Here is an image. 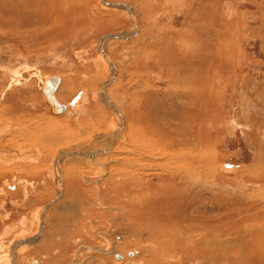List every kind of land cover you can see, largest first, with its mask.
<instances>
[{"label": "rangeland", "instance_id": "obj_1", "mask_svg": "<svg viewBox=\"0 0 264 264\" xmlns=\"http://www.w3.org/2000/svg\"><path fill=\"white\" fill-rule=\"evenodd\" d=\"M121 124L123 142L98 143ZM87 141L108 171L66 157L58 175V152ZM262 224L264 0H0V260L264 264Z\"/></svg>", "mask_w": 264, "mask_h": 264}, {"label": "bare ground", "instance_id": "obj_2", "mask_svg": "<svg viewBox=\"0 0 264 264\" xmlns=\"http://www.w3.org/2000/svg\"><path fill=\"white\" fill-rule=\"evenodd\" d=\"M111 6V5H110ZM121 6V5H120ZM112 7V6H111ZM118 8V7H117ZM120 8V7H119ZM122 8L125 10V11H127V12H129V13H131V10H130V7L128 8L127 6H125L124 5V7H123V5H122ZM127 17V16H126ZM132 35V34H131ZM115 37V36H114ZM130 37L131 36H129V34H125V35H120V38L119 39H121V40H123V41H126V40H128V39H130ZM110 38V37H109ZM118 38V37H117ZM143 40V39H142ZM103 47V46H102ZM101 51H102V54H104L103 56L104 57H107V53H105V51H104V49H101ZM105 59H107V58H105ZM110 63H111V61H110ZM109 67V66H108ZM99 72V71H98ZM106 76V75H105ZM101 77V76H100ZM102 78V77H101ZM105 79V78H104ZM45 80H47V79H45ZM106 80V79H105ZM44 81V80H43ZM99 81V80H98ZM47 83H44L45 85H47L48 83H53V91H52V98L54 99V101L59 105V106H61V109L60 108H56L54 105H52L56 110H57V112L58 113H63L64 111H66L67 110V106L66 105H64V104H62V103H60L59 101H58V99H57V97H56V94H55V92H56V90H57V88H58V86H59V84H60V82H61V79H60V77H57V76H54V77H51V78H49L47 81H46ZM109 82V81H108ZM110 83V82H109ZM114 84V83H113ZM44 85V86H45ZM107 85L108 84H104V85H101L100 86V88H99V91H100V94H102V95H104L105 96V94H106V92H107ZM109 86H110V84H109ZM108 86V87H109ZM112 86V85H111ZM45 88H46V86L45 87H43V92H45ZM111 89V88H110ZM111 91V90H110ZM190 92V91H189ZM45 94V93H44ZM82 95H83V93H82ZM81 94L80 95H78L77 96V100L74 102V104L73 105H71L72 107L73 106H75L76 104H77V102L79 101V100H81V99H83V96H82ZM85 95V94H84ZM105 98H106V96H105ZM109 100V99H108ZM107 101V100H106ZM110 101V100H109ZM108 102V101H107ZM112 103V102H111ZM110 103V104H111ZM112 105L114 106V108H116L115 107V105L112 103ZM55 112V111H54ZM115 112H117V113H119V111H118V109L116 108L115 109ZM116 113V114H117ZM118 115H120V114H118ZM118 117V116H117ZM117 119V118H116ZM119 121V120H118ZM120 122V121H119ZM110 124H111V121H110ZM113 125V124H112ZM111 125V126H112ZM114 126V125H113ZM122 126H123V124H121L120 125V127L118 128V129H116L114 132H113V134H110V135H104L103 133V135H100L99 137H98V139L97 140H99L98 141V143H100V145H104L105 143H108V148H111V146H113L114 144H116L117 146H118V144H117V142H120V139L122 138V130H121V128H122ZM106 127V126H105ZM108 127V126H107ZM110 127V126H109ZM108 127V128H109ZM115 127H117V126H115ZM124 127V126H123ZM107 128V130H109ZM113 128V127H112ZM110 130H111V133H112V129L110 128ZM109 130V131H110ZM106 131V130H105ZM125 131V130H124ZM95 133V132H94ZM43 136H45V135H43ZM48 137V138H47ZM47 137H46V140H44V142H48V143H50L51 145H53V144H55V145H59V146H61V145H65V143H66V145H67V142H64L63 141V138H60V137H55L54 135H52L51 137L49 136V135H47ZM125 137V136H124ZM66 138V137H65ZM96 138V137H95ZM14 139V138H13ZM93 140V139H92ZM91 140V141H92ZM125 139L124 138H122L121 139V141L123 142ZM85 141V140H84ZM83 141V142H84ZM89 141V140H88ZM87 141V146H84V149L83 148H81V147H73V148H71V146H70V148H67V149H65L66 147H64V146H62V147H64V149L65 150H62V151H60V152H58V156L56 157V159H55V164H54V169H55V171L57 172V170L58 169H60V167H61V163H62V160L64 159V158H66V157H69V160H70V158H78L77 160L79 161V160H81V161H83V168H86L87 169V167H91V168H93V169H95V168H97V172H96V174L98 175V176H102L103 174H105L107 171H108V169H107V166H106V164H104V162L102 161V159H101V153H103V152H106V151H103V150H96V148H99V147H95V145H94V142H88ZM36 142H37V140H36ZM39 142V141H38ZM82 142V143H83ZM40 143H42V142H40ZM47 143V144H48ZM86 143V142H85ZM92 143H93V145H92ZM129 143V142H128ZM38 145V144H37ZM57 145V146H58ZM83 145H85V144H83ZM91 145V146H90ZM107 145V144H106ZM130 145V144H129ZM131 145H133V144H131ZM45 146V145H44ZM74 146H76V145H74ZM80 146H82V145H80ZM117 146H115V147H117ZM143 147H142V149H141V147H137V146H134L135 148H132V151H135V149L136 150H145V148H146V143L144 142L143 143V145H142ZM61 147V148H62ZM69 147V146H68ZM103 147V146H102ZM105 147V146H104ZM104 147L102 148V149H104ZM115 147H114V149H115ZM113 149V150H114ZM125 149V148H124ZM123 149V150H124ZM151 149V148H150ZM61 150V149H60ZM138 150V151H139ZM111 151V150H110ZM117 151V150H116ZM119 151V150H118ZM56 153V152H55ZM54 153V154H55ZM114 153H115V150H114ZM140 153V152H139ZM147 153V152H146ZM116 154V153H115ZM117 155H119L118 157H122V155H120V153L119 154H117ZM145 155V154H144ZM167 155H169V154H167ZM55 156V155H54ZM106 156V155H105ZM138 156V155H137ZM169 156H171V155H169ZM168 156V157H169ZM160 157V156H159ZM163 157V156H162ZM172 158H175L176 159V156L175 155H173V156H171ZM74 158V159H75ZM117 158V157H116ZM178 158V157H177ZM168 160L169 158H164V161L165 160ZM76 160V159H75ZM76 160V161H77ZM137 160V159H136ZM163 160V159H162ZM161 160V161H162ZM166 160V161H167ZM67 161V160H66ZM90 161H92V163H94V164H96V165H91L90 164ZM128 161H130V160H128ZM160 161V162H161ZM164 161H162V163L161 164H169V163H165ZM171 161V160H170ZM73 162V161H72ZM131 163H133L132 162V160L130 161ZM82 163V162H81ZM106 163V162H105ZM121 163V162H120ZM138 163H140V162H138ZM148 163H150V162H148ZM110 164V163H109ZM119 164V163H118ZM142 164H144V163H142ZM147 164V163H146ZM151 164V163H150ZM149 164V165H150ZM87 165V166H86ZM116 165V164H115ZM121 165V164H120ZM138 165V164H137ZM159 165V164H158ZM11 166V165H10ZM72 166V165H71ZM111 166V165H110ZM139 166V165H138ZM146 166V165H145ZM155 166V165H154ZM185 166V165H184ZM76 167V166H75ZM82 167V166H81ZM115 167V166H114ZM128 167H129V164H128ZM156 167H157V165H156ZM147 168V167H146ZM73 169V168H72ZM167 169H169V170H171V171H175L176 169H174V168H172V166H168L167 167ZM192 169V168H191ZM189 171H190V169H188ZM188 170H184L183 171V173L181 174V175H183V174H187L189 177H186V178H190L191 176V174L189 175V173H187L188 172ZM87 171V170H86ZM92 171H94V170H92ZM185 171H186V173H185ZM60 171H58L57 172V174L59 173ZM84 172V171H83ZM103 173V174H102ZM138 173V172H137ZM175 173V172H174ZM94 174V173H93ZM102 174V175H101ZM58 175H61V174H58ZM120 175H122V173H121V171H120ZM97 176V177H98ZM82 178H83V176H82ZM95 178V177H94ZM115 178V174H113V173H111V169L109 170V175H108V177L105 179V178H103V179H105L104 180V184H107V185H109V187L108 188H105V185L104 184H102V186H103V188H104V190L103 191H100V192H102V193H100L101 194V197L103 198V200H104V196L106 197V195H104L105 194V191H107V193H108V191H112L111 190V188L112 189H114L113 188V185L114 186H116L117 184H116V182H109V181H112L113 179ZM84 179H85V177H84ZM116 179V178H115ZM86 181L87 182H89V179L87 178L86 179ZM101 180H97V181H94V184L95 185H98L97 187H99L101 184H99V183H101L100 182ZM110 183V184H109ZM134 183V182H133ZM59 184V183H58ZM89 184H91V185H93V183H89ZM88 184V185H89ZM130 185H132V184H130ZM101 186V187H102ZM140 186V185H139ZM170 186V185H169ZM100 187V190H102V188ZM98 189V188H97ZM98 192V191H97ZM69 193V192H68ZM102 194H103V196H102ZM68 195V194H67ZM71 195V194H70ZM98 197H99V195H97ZM96 196V197H97ZM73 198V197H72ZM107 198V197H106ZM63 203V202H62ZM70 205H72V204H70ZM64 206V205H63ZM63 206H61V207H63ZM73 206V205H72ZM101 206V205H100ZM60 207V205H59V207L58 208H61ZM66 207V206H65ZM69 207H71V206H69ZM69 207H67V208H69ZM57 208V209H58ZM64 208V207H63ZM72 208V207H71ZM62 209V208H61ZM60 209V210H61ZM75 209H76V207H75ZM74 209V210H75ZM59 209H58V211H60ZM63 210V209H62ZM67 210V209H66ZM65 209H64V211H66ZM71 210H73V209H71ZM78 210V209H77ZM63 212V211H62ZM68 212V211H67ZM74 212H77V211H74ZM84 212V211H83ZM56 214V213H55ZM81 214V213H80ZM62 215V214H61ZM68 215V214H67ZM74 215V214H73ZM46 216V215H45ZM65 216V215H64ZM63 216V218L65 219V217ZM71 216V215H70ZM262 216V215H261ZM67 218L66 219H68V216H66ZM74 217V216H73ZM92 218V217H91ZM257 218V217H256ZM63 219V220H64ZM84 219V218H83ZM116 219V218H115ZM62 220V219H61ZM79 220V219H78ZM56 221V220H55ZM65 221V220H64ZM77 221V220H76ZM80 221V220H79ZM78 221V222H79ZM60 222V221H59ZM68 222V221H67ZM38 223V222H37ZM44 223H45V219H44V221L41 223V226H43L44 225ZM79 223H81V221L79 222ZM54 224V223H53ZM58 224V223H57ZM56 224V225H57ZM77 224V223H76ZM263 226H264V224H262ZM60 226V225H59ZM58 226V227H59ZM70 226V225H69ZM86 226V225H85ZM46 227V226H45ZM54 227V226H53ZM52 227V228H53ZM61 227V226H60ZM62 227H65V225H62ZM61 227V228H62ZM77 227H79L78 225H76V228ZM50 228V227H49ZM75 228V229H76ZM96 228V227H95ZM40 229V228H39ZM89 229V228H88ZM42 230V229H41ZM63 231V230H62ZM66 230H64V232H65ZM86 231V230H85ZM91 231V230H90ZM67 232V231H66ZM95 232V231H94ZM255 232V231H254ZM50 233H51V231H50ZM74 233H78V231H74ZM90 233V232H89ZM248 233H249V231H248ZM39 234V233H38ZM71 234V233H70ZM92 234V233H91ZM101 234V233H100ZM99 234V235H100ZM250 234L254 237V235L256 234V233H251L250 232ZM76 235V234H75ZM79 235V234H78ZM51 236H52V234H51ZM35 237V236H34ZM43 237V236H42ZM55 238V237H54ZM54 238H52V237H50V235L48 236V237H46V236H44V238H41L40 240H43L44 239V243H43V248H44V250H51V252H52V250H55V251H57L56 249H59V248H61V244H59V243H55V241L53 240ZM62 239V238H61ZM68 240V239H67ZM2 242V241H1ZM24 242V241H23ZM30 242V241H29ZM110 243V242H109ZM108 243V248H106V250H107V253H110V252H112L113 250H114V247L111 245V244H109ZM21 244L20 243H17V244H15L13 247H12V249L13 248H18L19 246H20ZM26 245V244H25ZM24 245V246H25ZM32 245V244H31ZM61 245V246H60ZM41 247V246H40ZM107 247V246H106ZM37 248V247H36ZM42 248V249H43ZM63 249V248H62ZM98 249V248H97ZM110 250H112V251H110ZM41 251V250H40ZM59 251H62V250H59ZM64 251V250H63ZM82 251V250H81ZM99 251H101V250H99ZM37 252H38V250H37ZM36 252V255H38L40 252H38L37 253ZM43 253V252H42ZM56 253V252H55ZM63 253H65V252H63ZM58 254V253H57ZM9 255H11L10 253H8V256L6 257V258H2L1 260H0V262H4L5 264H8V261L10 262V260H12V262H13V258L11 259V258H9ZM127 255H128V253H127ZM31 256V255H30ZM39 256V255H38ZM126 256V255H125ZM132 257H133V255H131ZM14 257V256H13ZM54 257V256H53ZM66 256L65 255H62V252H61V255H59V257L57 258L56 257V259L57 260H52V261H58V262H60L61 261V259L60 258H65ZM116 257L118 258V259H125L124 257H121V256H119V255H116ZM130 257V256H129ZM134 257H135V255H134ZM49 258H50V256H49ZM136 258V257H135ZM42 259H43V257H42ZM52 259H54V258H52ZM66 259V258H65ZM78 259H79V257H78V255H77V253L76 254H73L71 257H70V262H72L73 260V262H76L77 261V263H78ZM15 260V259H14ZM76 260V261H75ZM80 260V259H79ZM10 264V263H9ZM33 264H38V262L37 261H33ZM56 264H58V263H56ZM134 264V263H133Z\"/></svg>", "mask_w": 264, "mask_h": 264}, {"label": "water", "instance_id": "obj_3", "mask_svg": "<svg viewBox=\"0 0 264 264\" xmlns=\"http://www.w3.org/2000/svg\"><path fill=\"white\" fill-rule=\"evenodd\" d=\"M52 91H53V83H48L47 85H46V88H45V95H46V97H47V99H48V101L50 102L49 104H52V105H54L56 108H60L61 109V106H59L55 101H54V99L52 98ZM77 100V96H75L74 98H73V100L70 102V105H73L74 104V102Z\"/></svg>", "mask_w": 264, "mask_h": 264}]
</instances>
